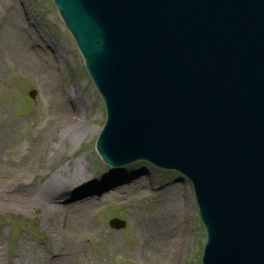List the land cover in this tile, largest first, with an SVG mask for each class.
Returning a JSON list of instances; mask_svg holds the SVG:
<instances>
[{"label":"water","instance_id":"obj_1","mask_svg":"<svg viewBox=\"0 0 264 264\" xmlns=\"http://www.w3.org/2000/svg\"><path fill=\"white\" fill-rule=\"evenodd\" d=\"M54 1L105 102L103 159L187 176L202 264H264V0Z\"/></svg>","mask_w":264,"mask_h":264},{"label":"rangeland","instance_id":"obj_2","mask_svg":"<svg viewBox=\"0 0 264 264\" xmlns=\"http://www.w3.org/2000/svg\"><path fill=\"white\" fill-rule=\"evenodd\" d=\"M12 40L20 43L17 54L11 51ZM67 101L79 111L78 118L89 125L90 133L57 154L55 162L37 167L40 151L29 149L30 143L36 139V146H63L53 128L63 125L58 104ZM105 119L104 104L52 0H0V264H201L206 234L190 182L177 172L161 171L145 162L126 166L136 170L128 179L114 176L95 147ZM31 162L35 180L43 183L60 168L67 170L70 162L96 178L95 185L72 189V196L60 202L100 203L99 210L82 224L79 236L70 232L66 216L31 207L24 197L20 202L26 207L18 205L17 196L24 188L10 179L19 175V166L23 169ZM145 170L147 174L141 175ZM142 177L150 184L143 192L141 185L134 184ZM114 186H124L121 198L114 192L108 194L111 199H99ZM174 186L188 206L178 227L183 243L180 254L166 260L153 254L149 238L142 239L138 229L149 230L151 218L159 214L163 192ZM90 192L94 194L84 196ZM113 219L123 227H111ZM66 257L70 260L65 261Z\"/></svg>","mask_w":264,"mask_h":264},{"label":"bare ground","instance_id":"obj_3","mask_svg":"<svg viewBox=\"0 0 264 264\" xmlns=\"http://www.w3.org/2000/svg\"><path fill=\"white\" fill-rule=\"evenodd\" d=\"M12 42L11 51L17 54L19 51L17 44L20 45V43L14 40H12ZM64 98L66 97L64 96ZM58 105L59 111L62 112L61 117L63 118V125L61 127H54L53 131L60 137V143H62L63 146H57V148H54L53 145H44L43 143L40 146H36V139L31 141L29 149L40 151L38 153V163L35 164L37 167L43 165V162L45 161L55 162L57 154L61 153V151L65 152V149L68 147L73 148L83 139L84 136L90 133L89 125L78 118L79 111H77V109L72 110L70 106L71 104L69 105L68 101L64 104L60 102ZM51 129H46L45 132H48ZM68 164V167H70H67V170L60 168L55 175L48 178L43 183L42 181L40 182L35 180L36 175L32 171V165L34 166V162H31L26 168L24 167L21 169L22 167L19 166L18 170H20V172L19 175L16 176L17 179L15 178L13 181L10 179V182L22 183L24 188L22 193L17 196L19 201L18 205L22 204L23 207H26V203L20 202L21 197H24L27 204L31 207H40L49 214H60L61 217L66 216L70 232L79 236L81 234L82 224L86 223V221L99 210L97 205L100 203L86 201L87 199L72 202L70 205H63L60 202L64 198L72 196L69 193L70 190L74 191L72 189L75 188L84 189L88 186L95 185L97 181L95 180V177H90L81 173L79 165L72 162ZM126 169L128 168L125 167V169L114 170L112 172L114 173V176H119V178L124 179H128L136 172V170L131 171ZM135 183L141 185L139 188L142 192L146 188L148 189L150 187V184H146L144 177L139 178L134 182V184ZM124 186L114 187L107 193L100 195L99 199H111L108 197V194H112L114 192H118L117 197L121 198L119 193ZM136 186L133 187L131 191H135ZM166 189L167 188H164V190ZM182 189L185 190V188ZM183 196L184 194H182V191L176 186L163 192V195L161 196L162 199L159 202V214L157 217L151 218V223L148 227L149 230L144 227H139L138 229L139 235L142 239H145V237L149 238V242L152 244L153 254L156 255L159 253L162 257H166V260H168L170 256L172 258H176L180 254V249L182 248V236H180L181 231L178 227H180L179 224L181 223L180 220L182 219L183 212L188 206V203ZM68 214L69 216L67 217ZM140 249V245H138L137 252H139ZM161 256L160 258L162 259ZM156 257L158 258V255H156ZM67 260H70V258L66 257L65 261ZM20 264L22 263L20 262Z\"/></svg>","mask_w":264,"mask_h":264}]
</instances>
